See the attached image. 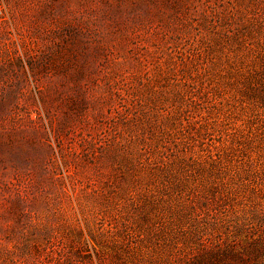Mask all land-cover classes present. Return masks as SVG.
<instances>
[{
    "label": "rangeland",
    "instance_id": "1",
    "mask_svg": "<svg viewBox=\"0 0 264 264\" xmlns=\"http://www.w3.org/2000/svg\"><path fill=\"white\" fill-rule=\"evenodd\" d=\"M263 68L264 0H0V264H171L163 164L264 228Z\"/></svg>",
    "mask_w": 264,
    "mask_h": 264
},
{
    "label": "trees",
    "instance_id": "2",
    "mask_svg": "<svg viewBox=\"0 0 264 264\" xmlns=\"http://www.w3.org/2000/svg\"><path fill=\"white\" fill-rule=\"evenodd\" d=\"M258 83L261 85L264 96V68L259 71ZM169 175L174 179L173 182L168 179V172L165 171L163 164L159 165L152 178L156 181L164 180L161 181L163 188L170 190L169 196L173 195L169 200H164L163 203V205L169 204L172 215L169 219L161 216L164 220L159 218V221H153L158 218L156 211L163 200V194L152 193L154 198L151 201V210H155L148 212V215L144 214L147 217V220L142 224L143 228L141 227L144 232L136 233L135 238L143 239L146 235L155 238V236H160L162 232L163 237L166 238L170 234L173 236L174 234L188 233L187 229L191 226V229H198V231L201 228L207 229L208 225L206 224L209 219L213 220V223L219 227V224L227 220L231 213L242 211L241 213L245 217L247 211L250 213L254 209V206L241 205L240 202L239 205L242 209H236L235 202L238 201L237 196L239 194L228 181H222L221 183L213 181V184L202 183L198 185L195 182L190 183L188 178H184V180L177 178L172 171H169ZM172 185H174L173 191H171ZM136 208H139V204H136ZM252 217L254 219L253 214L252 216L247 215L245 218L249 223L245 221L243 223L248 225L251 230L246 238L240 240L227 241L217 232L215 234L217 240L212 242L210 236L198 237L196 231L190 230L187 237H185L192 238L188 250L175 246L171 253L173 257L171 264H264L263 224L254 223ZM190 221L191 225L185 226ZM156 223L159 224L156 225ZM227 229H229V226ZM194 238L197 239L194 240Z\"/></svg>",
    "mask_w": 264,
    "mask_h": 264
}]
</instances>
